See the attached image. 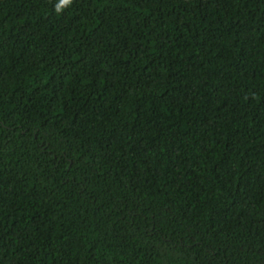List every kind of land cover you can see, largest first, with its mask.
I'll return each instance as SVG.
<instances>
[{"label":"trees","instance_id":"obj_1","mask_svg":"<svg viewBox=\"0 0 264 264\" xmlns=\"http://www.w3.org/2000/svg\"><path fill=\"white\" fill-rule=\"evenodd\" d=\"M0 264H264V0H0Z\"/></svg>","mask_w":264,"mask_h":264}]
</instances>
